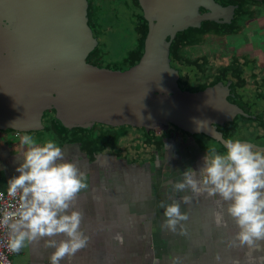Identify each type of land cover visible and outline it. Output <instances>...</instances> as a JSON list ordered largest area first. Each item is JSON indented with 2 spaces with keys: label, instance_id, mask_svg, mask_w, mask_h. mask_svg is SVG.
<instances>
[{
  "label": "water",
  "instance_id": "1",
  "mask_svg": "<svg viewBox=\"0 0 264 264\" xmlns=\"http://www.w3.org/2000/svg\"><path fill=\"white\" fill-rule=\"evenodd\" d=\"M139 2L150 23L145 52L123 72L86 61L96 44L86 0H0V130L36 132L44 127V112L54 109L59 129L103 124L153 131L171 125L224 147L212 124L246 115L228 102L230 83L181 91L166 39L205 21L232 18L234 8L214 0Z\"/></svg>",
  "mask_w": 264,
  "mask_h": 264
},
{
  "label": "crops",
  "instance_id": "2",
  "mask_svg": "<svg viewBox=\"0 0 264 264\" xmlns=\"http://www.w3.org/2000/svg\"><path fill=\"white\" fill-rule=\"evenodd\" d=\"M261 1L251 6L255 15L246 16L247 20L252 17L253 24H246L237 35L241 41L252 42L253 53L263 52L255 59L250 57L252 52L238 53L244 67L243 60L249 56V66L256 72L253 94L244 91L242 86L250 79L236 77L229 82V89L237 83L236 93L230 89L227 100L237 101L239 106H236L252 117L253 124L246 127L250 133L245 141L264 148V38L255 40L258 36L264 37V32L258 33L264 31V22L257 23L264 19V0ZM160 129L168 130L164 132L166 136L159 154L141 158L137 164L145 162L144 166L133 164L132 170L131 161L125 162V171L118 170L119 159L109 142L100 146L95 139L88 143L83 138L58 141L64 159L75 162L88 177V187L77 194L72 207L83 212L80 227L89 236L85 247L62 258L60 264H264V239L241 245L236 239L238 226L227 214L225 201L207 193L193 194L190 188L183 191L173 188L176 181L182 180V172L187 167L198 170L205 150L216 145L203 136L194 140L180 130ZM84 135L91 134L83 133L81 137ZM26 150L27 146L20 141L0 144L1 190L7 189V180L18 174L15 167L22 162L21 153ZM81 150L86 154L80 153ZM184 195L191 197L188 203L181 201ZM176 202L181 203L187 219L170 230L163 226L161 204ZM217 213L221 214L219 222ZM62 238L63 234L38 237L13 252L11 259L17 264H50L49 256L54 249L45 240Z\"/></svg>",
  "mask_w": 264,
  "mask_h": 264
},
{
  "label": "clouds",
  "instance_id": "3",
  "mask_svg": "<svg viewBox=\"0 0 264 264\" xmlns=\"http://www.w3.org/2000/svg\"><path fill=\"white\" fill-rule=\"evenodd\" d=\"M20 142L27 150L15 167L18 174L7 180L8 194L20 193L18 206L0 213V226L9 230L7 247L13 252L38 237L63 234L62 239L45 240L54 249L50 264H60L62 258L72 256L89 241L80 227L83 212L72 207L77 194L88 187V177L75 162L64 159V151L54 137L38 143L25 133ZM223 144V152L216 147L205 150L202 166L198 170L187 167L173 188H190L193 194L207 193L225 201L226 212L239 229L236 239L241 245H252L264 239V149L241 139L229 138ZM190 199L189 195L181 197L184 203ZM161 206L163 226L168 229L175 230L187 219L180 202ZM216 218L219 222L221 214Z\"/></svg>",
  "mask_w": 264,
  "mask_h": 264
},
{
  "label": "rangeland",
  "instance_id": "4",
  "mask_svg": "<svg viewBox=\"0 0 264 264\" xmlns=\"http://www.w3.org/2000/svg\"><path fill=\"white\" fill-rule=\"evenodd\" d=\"M223 1L225 2L227 0ZM100 2V9L98 8L97 11H94L95 9L93 7L90 27L95 35L97 34V36H99L100 34V38H103L101 49L105 53V56L100 54V59L103 58L101 62H99L101 69L116 71L117 69H114L117 68L116 65L126 66L130 61V58L127 57V54L124 53L126 51V47H131V45H129L128 43V33L132 28V9L127 6L126 0H100ZM262 2L263 1L261 0H239L242 8L240 10L241 13L237 15V20L234 26H231L229 29L225 25L223 29L213 31L200 38L201 42L199 45L187 48L186 51H184V57L188 56V58H191L193 60L198 57H203L204 59H206L208 64L205 65V63L203 62V65H205L204 69L207 72L204 73V71L202 70V73L200 72V74L201 76L206 77V74L208 73V78L206 81H201L200 79L196 80L195 70V73L193 72V74H190V78L188 82H186L185 77L187 74L185 72V77L183 75H180L181 82L179 83V87L181 91L186 93H198L203 91L206 87L209 88V86L215 87L220 85H227L230 80H236V77L244 76L247 77V79H250V81L242 85L244 86V91L253 94L252 91L255 88V84L252 81L255 80L256 72L249 66L250 63L247 58L249 56H245V59L243 60L246 65L245 67L242 65V61L238 59V53L243 55L244 53L252 52V42L248 41L249 39H246V41H241V39L237 35L238 30L240 31V28H244L246 24L249 25L250 23L253 24L254 22L252 20V17L248 20L247 18L245 19L247 15H255L254 11L249 10L248 7H251L252 3L258 5ZM118 4L120 5L117 6ZM235 13L236 12L234 11V15ZM262 13L264 14V9L262 10ZM263 22L264 19L263 21H259L257 23L260 24ZM119 29H121V31H123L124 33V35L121 33V37L120 34H116ZM227 29H229L230 31L232 30L231 32L235 31L234 34L232 35L230 31L226 33ZM262 32L264 31H258V33ZM121 38L123 40L119 42ZM192 38L196 40L199 39V36L194 33L192 34ZM263 38V36H258L255 38V40L258 41V39L261 40ZM182 41L184 42L185 40ZM121 44L123 46L120 47ZM185 47L186 46H184L183 48ZM261 55H263V52L255 51V53L252 52V54H250V57L253 56L255 59V56ZM96 57H98V54L96 55ZM93 59H96L95 56L90 58L91 62ZM172 65L174 67L176 66L174 63H172ZM235 85H237V83H235ZM50 114V116L53 117L54 114ZM45 124L48 125L47 122ZM49 126L50 125H48L47 127H43L44 129L27 134L32 135L38 143H43L45 140L51 137L55 138L56 136L54 131L47 130ZM6 132L9 136L10 143H17L18 141H20V137H16L14 135L16 133L14 130L8 129L6 130ZM75 132L71 131V133H73V136L71 137H75L76 139L78 138L81 140H87L89 138V136L87 135L81 137V134L86 132H77L76 134H74ZM78 133L81 134L79 135ZM236 133L239 134V138H241V140L245 141L243 137H248L250 131L247 132L242 129L241 126H239ZM23 134L25 133H21V135ZM91 136L95 138L101 136L106 140L111 138V142L114 148L120 149L121 151L125 150L126 148L129 156L132 157L133 162H138L141 159V156H147L148 152H146V144L151 143L150 141H147L148 136L143 130H141V128H133L126 125L117 127L116 129H112L106 125L96 124L93 131L91 132ZM212 143L216 146H219L216 142ZM147 157H151V155L148 154ZM11 260L14 264L18 263L14 258Z\"/></svg>",
  "mask_w": 264,
  "mask_h": 264
},
{
  "label": "trees",
  "instance_id": "5",
  "mask_svg": "<svg viewBox=\"0 0 264 264\" xmlns=\"http://www.w3.org/2000/svg\"><path fill=\"white\" fill-rule=\"evenodd\" d=\"M86 1H87L86 18H87L88 26L91 29L90 21H91L93 7L95 9L94 11H97L98 8L100 9V5H101L100 3L101 2H100V0H86ZM215 1H217V2L220 1V5H222L223 7H226L230 4L239 5L238 6L239 8L236 10V13H235L234 21H236L237 15L239 13H241L240 10L242 8L240 3H239V0H227L225 2L223 0H215ZM126 4H127V6H129L132 9V12H131V14H132V28L130 29V32L128 33V36H129L128 43H129V45H131V47L130 48L126 47V51L124 53V54H127V57L130 58V61L127 63L126 66L116 65L117 68H114L115 70L117 69L118 71H123V72L132 69L141 60V58L145 52L146 39H147L149 30H150L149 20L145 16L139 0H126ZM119 5L120 4H118L117 6H119ZM203 11H206V10L204 8H200L199 13L203 14L202 13ZM223 28H224V25L221 23H216L215 21H205V22H202L201 26L198 28H188L185 31L178 32L173 40H171V37L168 36L166 39V44L169 45L170 67L171 66L174 67L172 65V63H176V66H175L176 69H179V68H177V65L179 67H182V70H181V68L179 70L180 75H182L183 74L182 72L185 71L187 74L186 77L188 79L185 76L184 77H185L186 82H188V80L190 78V75L188 77V73H190L188 69H190V67H193L194 64H197L198 61H201V58H197V59L193 60L191 58H188V56L184 57V51H186L187 48H191V47H194L196 45H199L201 42L200 38L204 37L205 35L213 32V31L221 30ZM91 31H92V29H91ZM121 33L124 35V33H123V31H121V29H119L116 32V34H120V37H121ZM194 33L197 34V36H199V39L194 40L192 38V34H194ZM92 35L96 41V44H95L93 51L86 58V61L91 65H94L98 68H101L99 65V62H101V60L103 58L100 59V56L101 55L105 56V53L101 49V43H103V38L102 39L100 38L101 37L100 34H99V36H97V34L95 35V33L93 31H92ZM122 40L123 39L121 38V40L119 42H121ZM182 40H185L184 41L185 43ZM118 45H119V43H118ZM121 46H123V45L121 44L120 47ZM184 46H186V47L183 48ZM97 54H98V57H96ZM93 56H95L96 59L95 60L93 59L91 62L90 58H92ZM180 82H181V78L179 79L178 83H180ZM209 87H211V86H209ZM230 87H231L230 88L231 93L235 94L236 90H237L236 85L232 84ZM207 88L208 87H206L204 90H206ZM230 102L239 106V104H237V101H230ZM54 113H56L55 110H54ZM46 121H48L47 123H48V125H50L47 128V130L55 132V135H56L55 138H56L57 142L59 140L66 141L67 134L70 133L71 131L92 132L94 129V127L91 130H85L82 128H75L73 130L59 129L57 124H56V121H55V115H53V117H51L50 114H47ZM241 123H243V124H241ZM251 124H253L252 117H250V116L248 117L246 115L240 114V115H236L231 120L225 121L224 123L212 124V127H214L215 130L218 131L225 140L229 139V138L241 139V138H239V134L236 133L239 126H241V128L244 129L245 131H248V129L246 127H247V125H251ZM101 125H103V124H101ZM244 125H245V127H244ZM108 127H112V126H108ZM112 128H116V127H112ZM141 130H143L147 134V136H148L147 141L152 142L154 139L153 138L154 137L153 132L147 131L144 128H141ZM183 132L190 135L186 131H183ZM203 137H205V136H203ZM206 138L208 140H211L212 142H216V141L212 140L211 138H208V137H206ZM243 138L247 139L245 136ZM160 141H162L161 138H160V140H158L159 145L161 144ZM216 143L219 145V146H216L219 151L225 150L224 147L220 143H218V142H216Z\"/></svg>",
  "mask_w": 264,
  "mask_h": 264
},
{
  "label": "flooded vegetation",
  "instance_id": "6",
  "mask_svg": "<svg viewBox=\"0 0 264 264\" xmlns=\"http://www.w3.org/2000/svg\"><path fill=\"white\" fill-rule=\"evenodd\" d=\"M215 1V0H214ZM215 3H217L218 5H219V7L220 8H232V7H234L235 9H234V11L236 12V10L239 8L238 6L239 5H236V4H230V5H228V6H226V7H223L222 5H220V1H215ZM241 4V3H240ZM232 5V6H231ZM254 4L252 3V5L251 6H253ZM249 8V10H251V7H248ZM206 10V9H205ZM208 12V10H206V11H203L202 13H207ZM246 18V17H245ZM234 19H235V15H233L232 16V18H227V19H220V20H218V21H215L216 23H221V24H223L224 26L226 25V27H228L229 29H230V27L231 26H234L235 25V22L236 21H234ZM237 20V19H236ZM229 29H227V31H226V33H228V31H230ZM241 29V28H240ZM232 31V30H231ZM230 31V32H231ZM234 32L235 31H233V32H231L232 33V35L234 34ZM238 32H239V30H238ZM226 33H224V34H226ZM198 58H201V61H198L197 62V64H194L193 65V67H190V69H188L189 70V75L190 74H193V72L195 73V70H196V73H195V77H196V80H198V79H200L201 81L202 80H204V81H206L207 80V78H208V73L206 74V77H203V76H201V74H200V72L202 73V70L204 71V73L205 72H207V71H205V69H204V66L206 65V64H208V62L206 61V59H204L203 57H198ZM197 59V58H196ZM203 62L205 63V65H203ZM207 62V63H206ZM175 65H176V63H174ZM172 67V66H171ZM175 71H177L178 72V74H179V79L181 78L180 77V67L177 65V68H179V69H176V67H172ZM181 70H182V68H181ZM201 70V71H200ZM183 74V76H185V71H183L182 72ZM179 79H178V81H179ZM231 82V81H230ZM179 84V83H178ZM209 88H211V87H209ZM50 113H53L54 115H55V117H56V113H54V110L52 109V110H50V111H45L44 112V114H43V116H42V125L44 126V127H47L48 125H46L45 123L46 122H48V121H46V118H47V114H50ZM51 115V114H50ZM163 127H168L169 128V130L171 129H176V130H180V129H178V128H176V127H174V126H171V125H168V126H163ZM110 128H112V127H110ZM117 128V127H116ZM116 128H112V129H116ZM44 129V128H43ZM168 129H166V130H163V129H160L159 127L158 128H156V129H154L152 132H153V135H154V139H153V141L151 142V143H148V144H146V152H148V154L149 155H151V156H157L158 154H159V149L162 147V142H163V140L165 139V133L164 132H166ZM180 131H182V130H180ZM16 133L14 134L15 136L17 135H19L20 134V136H22L21 135V133H19V132H17V131H15ZM183 132V131H182ZM86 133H88V132H86ZM184 133V132H183ZM69 134H71L70 136H67L68 137V140H66V142L67 141H69L70 139H75V137H71V136H73V133H69ZM90 134H91V132H90ZM186 134V133H185ZM68 135V134H67ZM188 135V134H187ZM89 136V138L86 140V143H88L91 139H95L99 144H100V146H102V145H104L105 143H110V145H112L111 147L113 148V151L114 152H116V156H117V158L119 159L118 161V165L119 166H117V168H118V170H120V171H125L126 169H125V162H130L131 161V164H129V168L132 170V166H133V164H136V166L135 167H137V166H144V164L143 163H145V162H143L142 164H140V165H138L139 163V161L140 160H142V159H140L138 162H133V160H132V157H130L129 156V153H128V151H127V149L125 148V150H120V149H115L114 148V146H113V144H112V142H111V138H109V139H103L101 136H99V137H91V135H88ZM199 136H204V135H200V134H198V135H196V136H191V135H189V137H191L192 139H194V140H197L196 139V137H199ZM206 137V136H205ZM4 138V141L2 140ZM160 138L162 139V141H160L161 142V144L159 145L158 144V140H160ZM10 139H9V136H8V134H7V132L6 131H2V130H0V144L1 143H8V141H9ZM10 144H13V143H10ZM81 145H84V142H82L81 143ZM80 153H82V154H86V151L85 150H81V151H79ZM148 154H147V156H148ZM144 157H146V156H141V158H144ZM138 163V164H137Z\"/></svg>",
  "mask_w": 264,
  "mask_h": 264
},
{
  "label": "built area",
  "instance_id": "7",
  "mask_svg": "<svg viewBox=\"0 0 264 264\" xmlns=\"http://www.w3.org/2000/svg\"><path fill=\"white\" fill-rule=\"evenodd\" d=\"M20 193L17 192L16 196L8 194L7 189H0V213L4 210H14L18 206ZM9 237V230L5 226H0V264H14L11 260L13 251L7 247Z\"/></svg>",
  "mask_w": 264,
  "mask_h": 264
},
{
  "label": "bare ground",
  "instance_id": "8",
  "mask_svg": "<svg viewBox=\"0 0 264 264\" xmlns=\"http://www.w3.org/2000/svg\"><path fill=\"white\" fill-rule=\"evenodd\" d=\"M185 43V42H184ZM220 75V74H219ZM210 82V81H209ZM257 124V123H256ZM248 126V125H247ZM244 127H245V125H244ZM248 129V128H247ZM249 131V130H248ZM244 136V135H243ZM211 141V140H210Z\"/></svg>",
  "mask_w": 264,
  "mask_h": 264
}]
</instances>
